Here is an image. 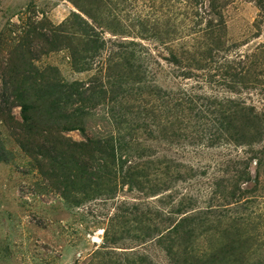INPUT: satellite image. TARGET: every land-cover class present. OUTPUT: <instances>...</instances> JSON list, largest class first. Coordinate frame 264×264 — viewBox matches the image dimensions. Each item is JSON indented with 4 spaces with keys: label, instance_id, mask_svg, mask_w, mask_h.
Returning a JSON list of instances; mask_svg holds the SVG:
<instances>
[{
    "label": "rangeland",
    "instance_id": "rangeland-1",
    "mask_svg": "<svg viewBox=\"0 0 264 264\" xmlns=\"http://www.w3.org/2000/svg\"><path fill=\"white\" fill-rule=\"evenodd\" d=\"M74 1L105 17L94 25L104 44L90 70L73 63L72 53L83 48L74 29L68 33L71 50L43 37L74 15L92 23ZM259 1L264 0H100L94 5L88 0H0V264H264V142L252 148L206 147L207 141L192 140V131H205L203 135L216 119L207 112L200 114L207 128L189 127L179 140L157 132L128 134L131 126L123 116L131 125L134 119L123 113L126 104H114L107 96L86 108L81 120L75 117L80 105L69 108L75 118L68 131L61 121L66 111L54 112L61 125L53 141L76 153V145L108 135L116 145L131 142L147 153L122 150L116 154L115 172L84 182L73 175L78 154L59 169L57 151L22 147L27 94L18 91L23 97H17L11 78L20 75L22 81L24 70H32L45 85H90L99 61L127 50L148 67L144 82L160 93L159 102L175 106L179 96L193 93L209 109L208 103L239 99V94L225 89L213 71L184 68L193 52L209 44L195 32L210 26L218 13L230 55L256 52L264 46ZM197 13L202 18H195ZM257 73L263 79L264 66ZM5 80L11 83L7 88ZM240 95L261 107L263 92L243 90ZM28 97L31 115L44 121L43 103ZM130 99L128 105L134 103ZM117 112L123 116L114 117ZM167 116L159 121L166 122L162 118ZM43 142L38 138V145ZM245 162L248 172L240 181L234 171L243 172ZM170 164L179 167L167 169ZM202 212L208 214L194 216Z\"/></svg>",
    "mask_w": 264,
    "mask_h": 264
},
{
    "label": "trees",
    "instance_id": "trees-1",
    "mask_svg": "<svg viewBox=\"0 0 264 264\" xmlns=\"http://www.w3.org/2000/svg\"><path fill=\"white\" fill-rule=\"evenodd\" d=\"M74 2L80 7L77 1ZM88 2L94 5L98 4L100 0H88ZM258 7L263 14L264 1H259ZM80 8L92 23L78 15H74L66 21V24L60 26V30H57L58 32L53 31L51 35H44L43 37L49 44L62 42L66 44V48L71 50L69 44L71 39L68 33H71V30L74 29V33L77 35L83 48L80 51L72 53L73 63L80 70H90L87 67L91 66L97 58L102 56L101 51L104 44L94 25L99 26V21H102L105 17H100L98 11L92 13L91 11L83 9V7ZM215 15L217 19L209 23L210 26H207L205 29L199 27V31L195 32L198 33L200 39L207 38L209 44L204 45L205 47L202 51L201 49L198 51L194 50V54L190 55V61L184 68L200 72H206L207 70L210 72L213 71L220 78L221 85L229 91L238 93L239 99L226 97L222 103L216 101L211 104L208 103V108L214 111L204 109L199 104V101L202 99L193 93V95L189 93L188 96H179L181 98L176 99L175 102L177 104L175 106H170L169 104L171 103L165 102L164 100L159 102L162 100L157 96L160 93L149 89L150 87H147L144 82L148 67L146 66L144 68L140 66L134 54L129 53L127 50H122L116 55L109 56L105 61H99L98 66L100 67L98 68L100 69L98 74L91 80L92 84L90 85L72 84V86L65 85L61 87L56 84L45 85L41 81L43 79L42 75L33 77L31 75L32 70H24L25 74L21 76L22 81H19L20 75L11 77L12 84L15 88V95L17 97H23L19 95L18 91L27 94L23 97L24 103L22 104L24 123L27 128V132H25L26 136H23L22 139V147H25L26 144V146L34 149L43 147L47 151H49L48 148L53 152L57 151L60 154V159H62V162L59 157L55 160V163H59L55 165L59 169L67 167L73 155L78 154L77 158H75L77 162L74 164V167L78 166L74 170L73 175L80 180H85L84 182H89L93 178L99 180L115 172L116 154L118 152L121 153L122 150L144 156L147 152L143 150L140 153L137 148L138 144L136 146L130 142L128 145H123L118 141L119 144L116 145V139L108 135L102 138L89 139L86 145H76V153H73L75 148L69 147L67 144L64 145L63 143L59 145L53 141L52 136L58 131L56 126L61 125L60 121L58 122L57 118L53 117L54 112H60V110L66 111L61 121L63 122L62 124L67 125L63 127V130L68 131L71 130L75 117L79 119L84 118L87 115L85 113L86 108L95 107L101 103L103 97L106 98L107 96H109V101L114 102V104H126V107L124 106L126 110L123 113L133 118L134 124L132 123L131 125L122 113L117 112L113 116H123L128 126H131L127 130L128 134L129 132H134L136 135H139L142 132L148 136H153L157 132L159 135L163 134V138L170 136L173 140H179L184 136L185 131L189 127L193 129L205 127L200 122L202 121L200 114L207 112L208 114H215L216 119L214 118L212 120V126L207 125L210 127L209 132L202 135L205 131H192L190 133L191 136H195L192 137V140H196L200 144L202 141H207L206 147L234 144L236 146L252 148L255 145H261L264 142V97L262 98L263 102L260 104L261 107H257L254 104L249 105L247 103L248 100L242 98L240 94L243 90H254L264 93V76L261 79L260 76L262 74L257 73L258 67L264 66V50H262L264 46L258 47L255 50L256 52L230 55V50L227 48L226 41L223 39L224 22L222 16L218 13H215ZM198 17L202 18V15L197 13L195 18ZM222 54L224 55L223 57ZM197 56L198 58L196 59ZM207 60L208 63H205ZM174 62L180 63L177 57L174 58ZM18 68H21V65H18ZM183 76L194 75L184 73ZM207 76L212 79L215 77L210 74H207ZM124 77L126 81H123ZM9 85L11 83L5 80L4 86L7 88ZM75 86L77 87L75 88ZM29 93L34 95L35 100L43 103V107L47 113L44 121H40L39 117L35 118L31 115L30 112L34 110V106L33 104L25 103L31 102L29 101L30 97H28L31 96ZM42 95L43 97L41 98ZM128 97L131 98L128 101L134 102L132 105H128L125 102ZM100 98L102 99L100 100ZM153 101L156 104H153ZM75 104L80 105V107L75 110L76 116L74 117V113H67V111ZM215 106H218V108H214ZM165 110L167 111L165 112ZM166 115L168 116L162 118L166 122L159 121L161 120L159 119L161 116ZM48 121H51V125H48ZM207 134L208 137H206ZM38 138H43L44 142L38 145ZM46 144H49V146L46 147ZM262 152L260 154L264 156V152ZM253 158L258 159L255 155ZM247 162L242 164L243 166L246 165L243 172L238 170L234 171L236 178L240 181L244 179V176L248 172ZM145 165L143 164L144 167ZM171 167L177 168L179 166L170 164L166 168L169 169ZM145 169L149 170L150 168L145 167ZM231 193H229V196L233 197L234 195ZM202 214L208 213L202 212L198 214L200 216L197 214L194 216L200 219Z\"/></svg>",
    "mask_w": 264,
    "mask_h": 264
}]
</instances>
